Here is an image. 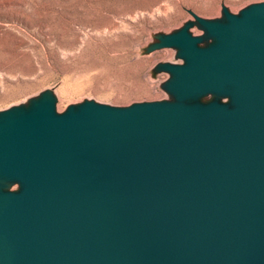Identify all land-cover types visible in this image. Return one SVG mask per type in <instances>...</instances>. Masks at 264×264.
I'll use <instances>...</instances> for the list:
<instances>
[{
  "label": "water",
  "instance_id": "95a60500",
  "mask_svg": "<svg viewBox=\"0 0 264 264\" xmlns=\"http://www.w3.org/2000/svg\"><path fill=\"white\" fill-rule=\"evenodd\" d=\"M227 17L162 38L179 102L0 116V264H264V3Z\"/></svg>",
  "mask_w": 264,
  "mask_h": 264
},
{
  "label": "rangeland",
  "instance_id": "374dc122",
  "mask_svg": "<svg viewBox=\"0 0 264 264\" xmlns=\"http://www.w3.org/2000/svg\"><path fill=\"white\" fill-rule=\"evenodd\" d=\"M159 2L166 9L157 11ZM260 3L0 0V116L28 113L44 100L57 114L89 102L116 108L179 102L169 87V66L186 58L181 47L161 45L162 38L187 28L208 48L217 39L200 18L226 23L228 13L241 15ZM182 102L232 104L231 97L211 92ZM21 189L22 183L11 188Z\"/></svg>",
  "mask_w": 264,
  "mask_h": 264
},
{
  "label": "bare ground",
  "instance_id": "6f19581e",
  "mask_svg": "<svg viewBox=\"0 0 264 264\" xmlns=\"http://www.w3.org/2000/svg\"><path fill=\"white\" fill-rule=\"evenodd\" d=\"M164 9H166L164 4H161L160 2L157 3V11H161ZM18 183L19 181L16 178L0 176V192H13L15 190H11V188H14Z\"/></svg>",
  "mask_w": 264,
  "mask_h": 264
}]
</instances>
